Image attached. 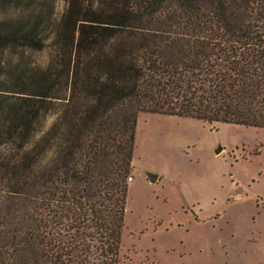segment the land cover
<instances>
[{
    "label": "trees",
    "instance_id": "16d2710c",
    "mask_svg": "<svg viewBox=\"0 0 264 264\" xmlns=\"http://www.w3.org/2000/svg\"><path fill=\"white\" fill-rule=\"evenodd\" d=\"M77 3L0 17V264H119L140 112L264 128V0Z\"/></svg>",
    "mask_w": 264,
    "mask_h": 264
},
{
    "label": "rangeland",
    "instance_id": "374dc122",
    "mask_svg": "<svg viewBox=\"0 0 264 264\" xmlns=\"http://www.w3.org/2000/svg\"><path fill=\"white\" fill-rule=\"evenodd\" d=\"M28 4L53 19L67 0H0V17ZM130 176L119 264H264V128L140 112Z\"/></svg>",
    "mask_w": 264,
    "mask_h": 264
},
{
    "label": "water",
    "instance_id": "95a60500",
    "mask_svg": "<svg viewBox=\"0 0 264 264\" xmlns=\"http://www.w3.org/2000/svg\"><path fill=\"white\" fill-rule=\"evenodd\" d=\"M221 148L220 147H218L217 149H216V152L218 151V150H220ZM158 176V174H156V173H153V172H148L147 173V177H148V179H149V181H153V180H155V178Z\"/></svg>",
    "mask_w": 264,
    "mask_h": 264
},
{
    "label": "built area",
    "instance_id": "2783aa9c",
    "mask_svg": "<svg viewBox=\"0 0 264 264\" xmlns=\"http://www.w3.org/2000/svg\"><path fill=\"white\" fill-rule=\"evenodd\" d=\"M131 178H132L131 176H128V178H127V179H128V180H130Z\"/></svg>",
    "mask_w": 264,
    "mask_h": 264
}]
</instances>
